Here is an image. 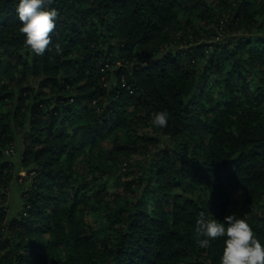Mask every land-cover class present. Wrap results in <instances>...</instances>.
<instances>
[{"label":"trees","instance_id":"1","mask_svg":"<svg viewBox=\"0 0 264 264\" xmlns=\"http://www.w3.org/2000/svg\"><path fill=\"white\" fill-rule=\"evenodd\" d=\"M222 2L231 10L228 26L246 35L214 43L202 41L191 19L190 33L182 29L178 18L193 9L218 22L202 0H54L52 43L36 56L19 30L17 0H0V52L21 92L30 90L21 86L28 75H39L53 94L31 104L20 94L13 111L0 112V264H220L224 238L201 248L195 220L208 210L223 220L226 184L243 190L246 219L264 242V0ZM211 80L224 83L222 95L201 91ZM3 90L2 103L13 98ZM23 109L29 127L21 165L30 182L20 212L7 220L4 170L13 163L4 150L14 142L10 116ZM161 110L169 113L162 129L152 123ZM118 131L130 143L116 136L109 159L91 162L100 175L123 178L104 208L97 244L78 207L87 204L78 197L89 182L75 163ZM136 140L149 159L121 167L114 156L133 154Z\"/></svg>","mask_w":264,"mask_h":264},{"label":"rangeland","instance_id":"2","mask_svg":"<svg viewBox=\"0 0 264 264\" xmlns=\"http://www.w3.org/2000/svg\"><path fill=\"white\" fill-rule=\"evenodd\" d=\"M206 2L213 13H215V16L220 15V20L218 22L214 21L212 22L210 19H201L199 16L200 11L199 10H193V9H187L186 12L182 11L179 13V21L181 24L182 29H186L188 33H190L191 30V24H194L195 27L198 28L200 32V37L202 38V41H211L214 43L223 41L224 39H230L236 35H246L244 32H235L232 31L231 28L227 24V20L230 19L229 17V10L226 8V5L222 2V0H202ZM187 6L191 5V2H186ZM194 11V12H193ZM231 11V10H230ZM219 14V15H218ZM187 19H191V21L188 22ZM243 31V30H238ZM209 36V38H208ZM258 48H262L261 45ZM246 57V56H245ZM257 57V56H254ZM5 55L0 52V65L2 66L3 70L0 71V87H3V92H11L13 91V98L5 100L4 103L0 101V112H6L8 109L15 108L18 97L20 94L23 96L29 95L25 103L31 104L33 101L32 99L34 96L37 97L38 100H45L46 102L53 100V94L50 93L49 85H42L39 86L40 81L44 78V76H33L31 77L30 72L27 73V79L23 82L21 86H30V90L26 91L24 90L21 92L20 90V84L18 83L19 76L15 71H11L9 67H7L5 63ZM253 63L257 64L255 59H253ZM5 66V67H3ZM7 69V70H6ZM260 69H263L261 67ZM252 75L255 76V68H253ZM258 76V72L256 74ZM216 78H213L215 81ZM213 81L211 80V86H202L201 91L203 93L207 92L209 87L214 89L216 91V96L219 94L222 95L225 91L224 89V83H220L219 86L212 85ZM9 103V104H8ZM198 107L196 108V112H194V115H198ZM23 113L26 114V109H23ZM23 114L22 116H18V118H14L10 116V121L12 124V130H13V137L14 142L13 146L11 145L6 150H4V156L6 159L10 160L13 163V167H11L9 170L5 169L4 172L7 171L6 177L9 179L7 180V185L5 187V200L2 202V207L6 209L7 212V220H10L11 218L18 215V213L21 210V203L22 193L27 189L29 185V179L26 178V172L23 170L21 165V158H22V151L24 148V143L26 141L25 134L29 127L26 114V122H24V127H21V123H23ZM117 136L118 140H121L122 142H125V144H129V137L124 133V131H118L116 134H113L110 139H107L104 141L98 149H87L86 152L81 155V157L78 158L77 162L75 163V171L80 176H82L83 180L89 182V186L87 189H81V185L78 186V191L80 190L81 196L78 197V199L84 198L86 199L85 202L87 204H79L78 207H83V220L87 222L88 224L95 226L96 233L94 235V239L97 244H102L104 242V224L102 222V218L104 215V208L106 207V203L112 199V196L110 194L115 193L118 194L122 190L123 185V178L120 176V171H115L114 173H111L110 175H100L99 172L95 169H92L91 162L97 163L99 162H105L107 159H109V152L112 147V139H114ZM158 139L160 143L166 144L168 143V137L165 136H158ZM132 142V141H131ZM133 143L134 145H138V149L133 152L131 155L125 156V154L119 153V155L114 156L116 158L121 167L125 164L130 165L131 169H137V164L141 163L144 165L147 162V159H149V153H144L143 150L139 149L141 142L140 140ZM97 177V178H96ZM226 188L229 193L230 197V204L227 208L226 215L236 213L238 215H244L246 214V217L249 216L248 213L244 210V192L241 188L235 185L226 184ZM1 198V195H0ZM262 214H264V200L260 202V210ZM7 235V233H5ZM4 237V235H1L0 232V238ZM2 254L4 251L2 250ZM1 255V254H0Z\"/></svg>","mask_w":264,"mask_h":264},{"label":"clouds","instance_id":"3","mask_svg":"<svg viewBox=\"0 0 264 264\" xmlns=\"http://www.w3.org/2000/svg\"><path fill=\"white\" fill-rule=\"evenodd\" d=\"M54 0H17L16 17L21 22L20 32L24 35L25 45L36 56H43L52 43L56 28L58 11L50 7ZM59 50V45H56ZM169 113L161 110L152 113L155 127L168 126ZM197 243L207 248L212 241L223 237V248L219 257L220 264H264V242L254 232L246 219V214L232 213L223 220L212 217L208 210L199 212L195 220Z\"/></svg>","mask_w":264,"mask_h":264}]
</instances>
